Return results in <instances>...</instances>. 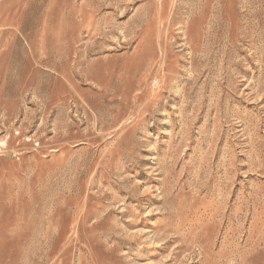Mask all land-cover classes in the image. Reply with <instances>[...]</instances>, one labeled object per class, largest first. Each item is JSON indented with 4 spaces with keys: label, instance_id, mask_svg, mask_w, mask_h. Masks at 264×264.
Wrapping results in <instances>:
<instances>
[{
    "label": "rangeland",
    "instance_id": "obj_1",
    "mask_svg": "<svg viewBox=\"0 0 264 264\" xmlns=\"http://www.w3.org/2000/svg\"><path fill=\"white\" fill-rule=\"evenodd\" d=\"M0 264H264V0H0Z\"/></svg>",
    "mask_w": 264,
    "mask_h": 264
}]
</instances>
